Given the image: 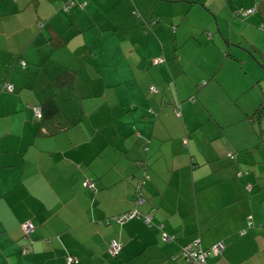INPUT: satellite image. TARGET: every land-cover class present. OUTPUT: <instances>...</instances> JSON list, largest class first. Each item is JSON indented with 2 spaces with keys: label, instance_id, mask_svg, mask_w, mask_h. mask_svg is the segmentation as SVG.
<instances>
[{
  "label": "crops",
  "instance_id": "0c3cea01",
  "mask_svg": "<svg viewBox=\"0 0 264 264\" xmlns=\"http://www.w3.org/2000/svg\"><path fill=\"white\" fill-rule=\"evenodd\" d=\"M65 1L0 0V264H199L181 255L194 240L223 246L206 264H264V0H187L199 24L121 27L123 42L118 1ZM52 96L72 125L39 134Z\"/></svg>",
  "mask_w": 264,
  "mask_h": 264
},
{
  "label": "rangeland",
  "instance_id": "374dc122",
  "mask_svg": "<svg viewBox=\"0 0 264 264\" xmlns=\"http://www.w3.org/2000/svg\"><path fill=\"white\" fill-rule=\"evenodd\" d=\"M116 1L118 2L112 5V9L110 11V19L113 18L115 21H117V23H110V26L107 28V30L110 31V39L112 42H123L127 40V37L123 32L117 31L118 29H121V27H131L137 24H144L146 27H152L155 24H159L162 26L164 24H167L172 28L176 25V23H178L180 25V29H182L187 25H197L201 21L200 18L202 14L200 12L194 13L196 9L188 12L187 15V0L174 1L169 4H166L163 0H128L131 6L123 0ZM99 2L101 4L104 3L102 0H99ZM83 6H85V4L80 8H82ZM85 10L81 11L82 13L80 16V20L82 23L85 19H88L87 14L86 16H84ZM166 10H169L171 13L173 11V16L171 15V13L170 15H166ZM90 14L98 19V16L95 13H92L90 11ZM238 18L242 19L243 17L239 16ZM100 21L102 22L103 19H100ZM93 32V30L87 31L83 40H86L90 43L93 42Z\"/></svg>",
  "mask_w": 264,
  "mask_h": 264
},
{
  "label": "built area",
  "instance_id": "2783aa9c",
  "mask_svg": "<svg viewBox=\"0 0 264 264\" xmlns=\"http://www.w3.org/2000/svg\"><path fill=\"white\" fill-rule=\"evenodd\" d=\"M74 4L73 0H66L64 5H63V9L64 10H68L72 5ZM255 10L254 7L252 8H248V9H236L235 10V15L238 16H245L249 13H252ZM21 64L24 65L25 62L21 61ZM6 89H8L9 91H12L13 89V85L10 83H7L5 85ZM151 91L156 93L158 91V89L154 86H151ZM41 106L37 105L34 107V116L35 118H39L41 117ZM177 114H179V112H177ZM185 142V140H184ZM231 158H234V155L231 153L230 154ZM149 178V175L147 173L143 174V177L137 182L136 187H135V191H136V201L138 203H141L143 201L142 198V187L143 184L146 182V179ZM87 186L92 187L93 186V181L92 180H88L87 181ZM249 187V186H248ZM247 187V188H248ZM140 214L136 209L127 211V212H123L120 214H117L115 216H113V218L117 221V222H123L125 220H128L130 218H134V217H138ZM144 222L146 224H150V215H146L144 216ZM34 226L30 223V222H25L23 224V233L25 237H28L31 232L33 231ZM121 246L122 244L120 242H118L115 239H111L109 244H108V252L111 256H117L120 253L121 250ZM25 249V248H24ZM223 246L221 244L215 245L213 246L210 250L208 249H204L201 244L199 243L198 240H194L193 242H191L190 244L186 245L183 249H182V253L181 255L189 261H196L199 264H206V257L209 253L212 254H218L222 251ZM75 257L72 256H68L66 258V262L67 264L72 263L73 261H75Z\"/></svg>",
  "mask_w": 264,
  "mask_h": 264
},
{
  "label": "trees",
  "instance_id": "16d2710c",
  "mask_svg": "<svg viewBox=\"0 0 264 264\" xmlns=\"http://www.w3.org/2000/svg\"><path fill=\"white\" fill-rule=\"evenodd\" d=\"M74 79H75V72L65 68L62 70L60 74L55 76L52 79V81L57 89H61L63 87H69L73 85ZM6 84L7 83H5V85ZM4 90L8 92H13L14 87L12 91H9L4 86ZM37 105H40L42 110L41 117L35 118L37 121H39V130H38L39 134H47V135L55 134L59 131L66 129L68 126L72 125V122L67 117H65V115L61 111L62 108L57 102L55 96L49 97V99L46 100L44 104L41 103ZM33 113H34V108H33Z\"/></svg>",
  "mask_w": 264,
  "mask_h": 264
}]
</instances>
